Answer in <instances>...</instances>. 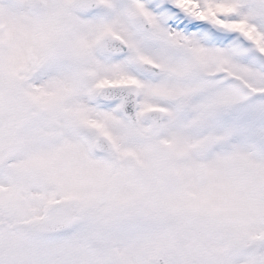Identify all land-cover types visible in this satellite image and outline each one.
<instances>
[{
	"label": "snow or ice",
	"instance_id": "1",
	"mask_svg": "<svg viewBox=\"0 0 264 264\" xmlns=\"http://www.w3.org/2000/svg\"><path fill=\"white\" fill-rule=\"evenodd\" d=\"M0 264H264V0H0Z\"/></svg>",
	"mask_w": 264,
	"mask_h": 264
}]
</instances>
